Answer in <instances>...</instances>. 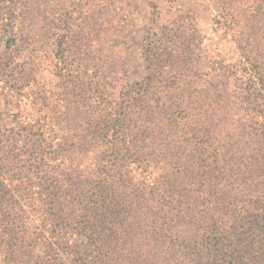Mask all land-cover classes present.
I'll use <instances>...</instances> for the list:
<instances>
[{
  "label": "trees",
  "instance_id": "1",
  "mask_svg": "<svg viewBox=\"0 0 264 264\" xmlns=\"http://www.w3.org/2000/svg\"><path fill=\"white\" fill-rule=\"evenodd\" d=\"M11 1L15 8H30L31 0ZM219 1L215 23L231 36L237 55L207 72L193 68L201 36L191 18L181 15L173 28L162 31L165 41L149 42V74L125 86L119 97H107L114 78L113 71L106 73L105 62L92 65L81 60L62 66L58 60L53 72L57 82L33 92L24 128L29 177L83 204L80 220L63 222L59 228L71 235L85 233L106 261L145 252L148 241L159 253V264H164V238L171 232L167 264H213L211 255L216 264H264V0ZM14 12L0 21L7 19L11 31L27 41L28 14L24 9ZM51 24L46 32L57 47L59 39L64 45V38H69L71 52L79 54L71 43L73 34H59V16L53 15ZM115 37L118 34L110 32L109 58L119 45ZM5 147L6 158L20 156L14 144ZM138 172L139 179L134 175ZM147 172L156 173L149 184ZM6 181L1 172L0 184ZM142 186L173 188V199L161 204L163 214L157 215L153 239L139 232V213L133 205L125 210L128 217L121 218L123 196L113 194L114 188ZM214 188H240L236 195L245 200L235 206L233 192ZM202 205L222 226L209 250L192 238L200 231H205V238L210 231L208 225H200ZM59 211L64 214L65 208ZM246 213L253 218L242 224L240 234L235 222L224 228L237 214L238 223L245 220ZM173 221L190 234L172 229ZM242 251L248 254L235 255Z\"/></svg>",
  "mask_w": 264,
  "mask_h": 264
},
{
  "label": "rangeland",
  "instance_id": "2",
  "mask_svg": "<svg viewBox=\"0 0 264 264\" xmlns=\"http://www.w3.org/2000/svg\"><path fill=\"white\" fill-rule=\"evenodd\" d=\"M219 4V0H31L27 10L28 6L15 8L11 0H0V18L11 16L14 11L21 9L28 14L24 26L28 28L27 41L19 33L11 31L7 19H4V23L0 21V173L7 180L0 184V264L160 263L159 253L151 242L146 241L150 247L145 252L132 251L121 258L114 256L113 260L106 261L107 258L99 254L85 233L71 235L59 228V224L63 222H78L83 214V204L79 205L70 199L67 201L59 188H43L37 179L29 177L30 164L27 156L23 154L28 144L25 137L27 130L24 129L27 125L25 114L32 111L33 92L57 82V75L53 72L54 64L58 60L60 66L74 60L92 65L105 62L106 73L113 71L111 76L114 78L113 85L107 87V97L110 100L119 97L125 91V86L140 83L149 74L146 55L149 42L153 39L165 41L167 38L162 31L168 32L173 28V21L181 15L191 18L201 36L195 48V71L207 72L217 62L230 60L237 52L231 36L215 23ZM53 15L59 16V34H73L71 43L77 46L79 54H75L77 50L71 52L67 43L70 42L69 38H64V45H61L59 39L58 48L55 38L46 32V29L53 26ZM184 26L187 25H183V28ZM110 32L118 34L115 39L119 42L118 47L111 53L112 58L108 57ZM161 93L166 95L165 91ZM11 143L21 151L19 157H5L3 150L7 148L5 146L12 145ZM134 175L138 179L141 176L140 172ZM155 178L156 173L147 172L145 184ZM218 189L233 192L232 196L237 199L235 206L245 200L236 195L240 188L213 190ZM113 190L117 191L113 193L115 197L123 196L121 218L128 217L125 210L133 205L139 213V232L144 233L143 238L153 239L157 215L163 214L161 210L164 207L161 204H167L173 199V188L149 186ZM245 191L248 192V188ZM60 207L65 208L64 214L60 213ZM4 208L12 213L10 218L8 213L4 214ZM247 209L255 211L254 207L248 206ZM203 210L205 206L202 205L199 211ZM212 214L213 212L205 210L200 217V225L210 227L207 236L203 238L205 231H200L196 235L198 238L192 237L201 249H213L211 243L215 242L218 228L222 227L215 224V216ZM238 215L228 221L224 228L235 222V229L240 234L243 230L242 224H250L253 218L252 213H246L247 218L238 223ZM59 216L63 219L60 220ZM176 225L173 221L171 228L174 229L173 226L177 227ZM177 228L183 230V235L190 234L181 226ZM173 239V234L167 232L164 238L166 244L162 249V257L166 259L164 264L171 258L168 247L172 246ZM185 243L187 244L186 241ZM241 254L248 253H235L236 256ZM195 257L197 256H193ZM202 257L209 258L208 254ZM211 262H217L212 255Z\"/></svg>",
  "mask_w": 264,
  "mask_h": 264
}]
</instances>
